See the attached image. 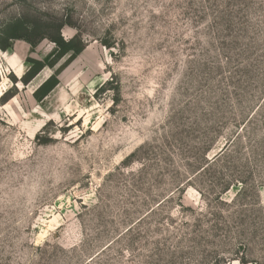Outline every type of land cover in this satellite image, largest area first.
Segmentation results:
<instances>
[{"label":"rangeland","instance_id":"374dc122","mask_svg":"<svg viewBox=\"0 0 264 264\" xmlns=\"http://www.w3.org/2000/svg\"><path fill=\"white\" fill-rule=\"evenodd\" d=\"M85 50L0 49V264H264V0H0ZM67 60L64 59L60 64Z\"/></svg>","mask_w":264,"mask_h":264},{"label":"trees","instance_id":"16d2710c","mask_svg":"<svg viewBox=\"0 0 264 264\" xmlns=\"http://www.w3.org/2000/svg\"><path fill=\"white\" fill-rule=\"evenodd\" d=\"M71 21L64 18L35 17L27 14L9 18L0 26V49L7 51L12 48L16 40H25L31 44L32 48L45 38L55 43V49L43 59L29 56L28 70L22 77V82L27 85L47 66L56 68L34 92V97L38 101L46 98L60 83L59 75L63 69L75 60L86 48L87 42L79 33L72 38L66 39L62 34L64 26ZM67 60L60 64L64 59Z\"/></svg>","mask_w":264,"mask_h":264}]
</instances>
